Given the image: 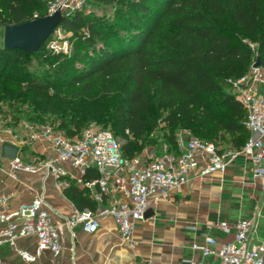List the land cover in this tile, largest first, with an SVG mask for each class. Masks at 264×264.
Returning <instances> with one entry per match:
<instances>
[{"label":"trees","instance_id":"1","mask_svg":"<svg viewBox=\"0 0 264 264\" xmlns=\"http://www.w3.org/2000/svg\"><path fill=\"white\" fill-rule=\"evenodd\" d=\"M50 1L4 0L2 23L43 16ZM98 1L116 2L110 20L76 9L59 24L79 42L73 54L48 50L50 37L35 52L0 43V79L37 93L38 110L53 114L54 128L68 136L91 121L109 122L115 136L126 138L128 158L154 142L149 133L160 118L166 149L176 154L179 129L241 148L249 136L246 112L228 78L244 74L257 57L264 69V0ZM30 55L48 66L43 78L28 73ZM98 175L90 167L82 182L69 179L63 193L76 208L97 207L83 181Z\"/></svg>","mask_w":264,"mask_h":264},{"label":"built area","instance_id":"2","mask_svg":"<svg viewBox=\"0 0 264 264\" xmlns=\"http://www.w3.org/2000/svg\"><path fill=\"white\" fill-rule=\"evenodd\" d=\"M84 0H52L47 13L60 10L69 14L80 9ZM38 14L34 13V18ZM56 27L46 48L52 52L66 53L68 42L62 36H55ZM235 98L246 112L245 126L249 136L239 149L216 145L213 140L189 134L186 129L176 132L180 148L178 154L166 148L145 161L124 156L119 137L109 127L84 126L78 136H68L64 131L50 125L34 130L30 139L45 138L53 154L33 156L24 159L20 153L6 158V167L11 175L19 171L35 172L45 170L55 179V186L61 188L66 176H72L66 162L79 173V180L93 167L98 176L83 181L91 196L98 202L95 209L75 208L71 214L54 218L52 208L44 195L36 194L32 201L10 210L5 197L0 195V246L4 242L14 244L19 237L34 235L36 246L33 251L17 249L22 258L36 260L42 251L49 250L54 256L63 253L62 227L80 225L83 230L93 232L102 225L105 216H112L119 237L130 240L136 223L143 219L145 211L162 198H169L174 190L188 181L189 172L197 170L199 176L224 170L238 153L248 155L254 163L255 174L264 176V69L261 65H250L248 70L236 78H228ZM227 229V226H223ZM250 220L236 224L234 238L218 242L212 235H206L202 243H192L202 258H186L189 264H207L204 257L216 254L221 264H264V242L250 238ZM0 264H8L0 258ZM143 264H153L146 260Z\"/></svg>","mask_w":264,"mask_h":264},{"label":"crops","instance_id":"3","mask_svg":"<svg viewBox=\"0 0 264 264\" xmlns=\"http://www.w3.org/2000/svg\"><path fill=\"white\" fill-rule=\"evenodd\" d=\"M5 140L21 145V149L25 145L20 154L26 160L53 154L50 143L43 137L31 139L29 144L18 143L8 135ZM5 161L0 155V195L5 197L10 210L30 203L41 193L56 219H63L76 208L63 193L68 184L57 188L54 177L43 169L19 171L13 176ZM65 165L72 176L64 177L62 182L69 183L71 178L81 182L78 171L68 162ZM188 177L169 198L149 207L152 215L136 223L130 240L119 237L113 217L105 216L102 225L93 232L83 230L80 225L63 226L64 249L59 256L44 250L34 261L22 258L17 249L33 251L36 246V237L28 235L17 238L14 244L2 243L0 258L8 264H143L146 260L153 264H189L184 259L202 258L192 243H202L206 235H212L220 243L230 241L241 220H250L251 239L264 242V176L255 174L248 155L238 153L224 170L202 176L192 170ZM203 259L207 264H221L216 254Z\"/></svg>","mask_w":264,"mask_h":264},{"label":"rangeland","instance_id":"4","mask_svg":"<svg viewBox=\"0 0 264 264\" xmlns=\"http://www.w3.org/2000/svg\"><path fill=\"white\" fill-rule=\"evenodd\" d=\"M116 2H106L98 0H84L80 9L83 12L93 13L102 16L106 19H111L116 12ZM5 2L0 0V43L3 42V20L7 18L5 11ZM168 27H166L167 29ZM55 36H62L68 42L67 55L77 52L79 42L69 30L62 27L56 29ZM158 40H162L160 37ZM159 42V41H158ZM164 40L161 41L163 44ZM27 71L33 76L43 78L48 71V66L41 60L39 56H28ZM39 95L29 89L25 83L19 81H9L0 79V140H4V136L8 135L10 138L18 141V143L29 144L30 136L37 128L50 125L57 126V119L53 114L46 111L38 110ZM35 116V117H34ZM89 125L94 128L110 127L108 122L106 125L91 121ZM166 132L165 123L160 118L158 125L149 133L154 142L146 140L143 142L141 150L133 156L139 160L145 161L149 156L157 155L166 148V141L164 133ZM120 143L123 144L126 138L119 137ZM6 141V140H5ZM4 142V141H3ZM2 142V143H3ZM220 144V141H219ZM63 179H60L62 181Z\"/></svg>","mask_w":264,"mask_h":264},{"label":"water","instance_id":"5","mask_svg":"<svg viewBox=\"0 0 264 264\" xmlns=\"http://www.w3.org/2000/svg\"><path fill=\"white\" fill-rule=\"evenodd\" d=\"M65 15L60 10H56L31 20L6 24L3 29V46L35 52L40 49L45 40L51 36L55 28L64 20ZM253 65H261L259 57L256 58ZM20 151L21 145L11 141H4L1 144L0 155L5 158H12ZM152 213V208H148L144 216H150Z\"/></svg>","mask_w":264,"mask_h":264}]
</instances>
